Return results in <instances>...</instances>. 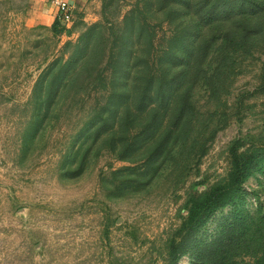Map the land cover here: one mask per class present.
Here are the masks:
<instances>
[{
	"label": "rangeland",
	"instance_id": "obj_1",
	"mask_svg": "<svg viewBox=\"0 0 264 264\" xmlns=\"http://www.w3.org/2000/svg\"><path fill=\"white\" fill-rule=\"evenodd\" d=\"M215 1L89 0L56 29L0 0V264H198L264 213V27L219 22L240 0L218 5L179 89ZM228 187L192 228L195 203ZM236 246L232 264L255 261Z\"/></svg>",
	"mask_w": 264,
	"mask_h": 264
},
{
	"label": "trees",
	"instance_id": "obj_2",
	"mask_svg": "<svg viewBox=\"0 0 264 264\" xmlns=\"http://www.w3.org/2000/svg\"><path fill=\"white\" fill-rule=\"evenodd\" d=\"M225 0H216L211 8L209 10L211 11L209 14H211L210 18L206 20L200 21V28H199V40L197 42V45L195 46L194 50V59L191 62L190 69L188 68L187 72L189 73V78L186 79L184 84H181L179 86L180 90H185L187 87L191 86L192 83L195 80L196 71L199 69V63L201 61H204V55L202 54L207 49L206 42L208 37L212 36L211 32L213 29H215L214 19L216 16L215 13L216 8H218V5L222 3ZM226 2H229V0H226ZM241 5L240 8H232V3L229 4L231 7H225L222 12L219 11L220 16L223 18L222 20H219V22L230 20L231 18L235 17V19H243L249 20L251 22H254L255 25L250 28L252 30L253 27L256 28V26L264 27V0H240ZM255 3V8H260L258 12H260L257 16H252L254 13L248 15L250 10H252L250 3ZM215 7V8H214ZM257 12V13H258ZM56 29L58 28L59 24L56 21L55 22ZM236 33V34H235ZM251 33V32H249ZM235 36L234 38H238L240 36V31L235 30L234 32ZM250 34H246L245 37H248ZM206 56V55H205ZM182 80V79H178ZM157 81L155 77L149 79L148 85H153V83ZM160 86L159 89L162 87L163 90V98L159 97L162 100L167 99V90L168 86L165 82H163V79L160 80ZM181 92V91H180ZM177 92L176 97H174V102L172 100L170 106H174V108H178L180 112L183 111V106L180 105L181 93ZM155 95V93H154ZM180 95V96H179ZM179 96V97H178ZM178 97V98H177ZM178 100V102H177ZM179 103V104H178ZM253 159V155H252ZM251 157H247L245 159V164L243 165L237 161V167H238V173L239 175H243L248 170V164L252 161ZM219 188L212 190L208 196L204 197L201 201L196 202L195 205L191 208L190 212V225L192 228L199 227L202 223V220L206 215H208L210 212L212 213L219 205H221V202L225 201V197H227L230 192L231 188ZM240 228L238 230H234L233 232L226 233L216 244L211 246L209 249L204 251L201 254V260L198 262V264H232V258L230 254L237 248V242L240 241V254L245 252H251L253 254H256V259L252 263H245V264H264V213L260 211H256L253 213H250L244 217V219H240ZM240 264H243L240 262Z\"/></svg>",
	"mask_w": 264,
	"mask_h": 264
},
{
	"label": "crops",
	"instance_id": "obj_3",
	"mask_svg": "<svg viewBox=\"0 0 264 264\" xmlns=\"http://www.w3.org/2000/svg\"><path fill=\"white\" fill-rule=\"evenodd\" d=\"M80 10L89 0H65ZM31 11L34 14V21L39 25H54L56 22L57 8L52 0H30Z\"/></svg>",
	"mask_w": 264,
	"mask_h": 264
},
{
	"label": "built area",
	"instance_id": "obj_4",
	"mask_svg": "<svg viewBox=\"0 0 264 264\" xmlns=\"http://www.w3.org/2000/svg\"><path fill=\"white\" fill-rule=\"evenodd\" d=\"M57 8L56 21L61 28H69L75 19V7L65 0H52Z\"/></svg>",
	"mask_w": 264,
	"mask_h": 264
}]
</instances>
